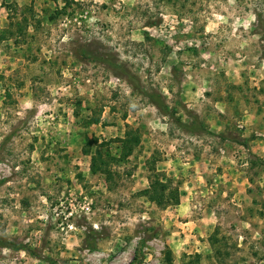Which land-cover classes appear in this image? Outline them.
<instances>
[{
    "label": "rangeland",
    "instance_id": "1",
    "mask_svg": "<svg viewBox=\"0 0 264 264\" xmlns=\"http://www.w3.org/2000/svg\"><path fill=\"white\" fill-rule=\"evenodd\" d=\"M0 264H264V0H0Z\"/></svg>",
    "mask_w": 264,
    "mask_h": 264
},
{
    "label": "trees",
    "instance_id": "2",
    "mask_svg": "<svg viewBox=\"0 0 264 264\" xmlns=\"http://www.w3.org/2000/svg\"><path fill=\"white\" fill-rule=\"evenodd\" d=\"M153 96H151V98H152ZM158 104H159V102H158ZM160 107H161V109H163L164 111H166V106H164L162 103H161V105H160Z\"/></svg>",
    "mask_w": 264,
    "mask_h": 264
}]
</instances>
